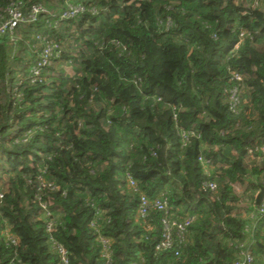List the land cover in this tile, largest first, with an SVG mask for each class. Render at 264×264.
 I'll use <instances>...</instances> for the list:
<instances>
[{
	"label": "trees",
	"instance_id": "1",
	"mask_svg": "<svg viewBox=\"0 0 264 264\" xmlns=\"http://www.w3.org/2000/svg\"><path fill=\"white\" fill-rule=\"evenodd\" d=\"M13 5L28 22L0 34V264H64L60 247L68 264H233L250 240L262 264L264 0H0L1 26Z\"/></svg>",
	"mask_w": 264,
	"mask_h": 264
},
{
	"label": "built area",
	"instance_id": "2",
	"mask_svg": "<svg viewBox=\"0 0 264 264\" xmlns=\"http://www.w3.org/2000/svg\"><path fill=\"white\" fill-rule=\"evenodd\" d=\"M44 8H42L41 6L38 5H34L31 8V12L28 15L29 18H31V20H36V17L38 14L44 12ZM84 11V8L82 6H70L69 9L67 10V12L63 15L65 17H75L76 15L82 13ZM28 22L27 20V16L26 14H24V12L20 9V7L17 5H13V7L11 8L10 12H9V18L6 20V22L3 23V25H0V34H4L6 33V31L13 35L14 34V30L17 28V26L21 23H26ZM238 48V46L235 47L234 50H236ZM53 50L51 47H47L45 48L41 54L38 57L37 60V64L34 66L32 73L34 75H39V72L41 70L42 67H45L47 65H50V60L53 57ZM194 131L190 130L187 132H183V138L184 139H188V136L190 135H194ZM255 151H257L259 153V156L257 157V162L258 164H261L264 166V145H262L261 147L257 148ZM248 160H253L252 154L253 152H248ZM200 162L206 167H211L212 163L210 160H205L204 158L200 159ZM130 186L135 185L132 177L130 175L127 176ZM211 189H215V185L211 184L210 185ZM154 206L159 209L164 211L167 206L166 202H162L160 200H156ZM41 207L43 208V211L46 212L47 216H49V211L47 209V206L42 204ZM149 208V199L148 197H146L145 195H143L141 197V204H140V208H139V212L141 214V216H144L147 212V209ZM259 209V213L264 215V204H262L260 207H257ZM185 226V225H184ZM178 229L182 232L184 231V227L182 225H178L177 226ZM48 228H51V224L48 225ZM169 232H170V227L167 226L166 228V234H165V241L160 245L159 249H167L170 247L171 244V239L169 236ZM100 241L103 244V248H104V256L108 257L110 255V248H109V240L100 237ZM252 243L253 240H250ZM248 243L246 246L241 245L239 247H237V260L233 263V264H255V256H254V249L251 246L252 244ZM59 253L61 256V261L64 264H68V259H67V252L64 248L60 247L59 248ZM176 255H178V253L176 252Z\"/></svg>",
	"mask_w": 264,
	"mask_h": 264
},
{
	"label": "rangeland",
	"instance_id": "3",
	"mask_svg": "<svg viewBox=\"0 0 264 264\" xmlns=\"http://www.w3.org/2000/svg\"><path fill=\"white\" fill-rule=\"evenodd\" d=\"M25 31H27V30H25ZM23 32L22 33V38H24V41H22V43L21 44H18V45H16L15 47H13V49H15L16 50V53L18 54V56L19 57H21V58H23L24 60L26 59H29L30 57H28V55H29V53L30 54H32L33 53V49H32V51L30 52V46L29 45H31V43H32V39H31V41L28 39V31L27 32ZM23 40V39H22ZM25 63V62H24ZM64 71L66 72V74H68V75H74V70H73V68L72 67H70V66H65L64 68ZM239 186H236V187H234V189H236V192L238 193V194H240V193H242L241 192V189L240 188H238ZM241 210H242V207H240L239 208V211L238 212H241Z\"/></svg>",
	"mask_w": 264,
	"mask_h": 264
},
{
	"label": "crops",
	"instance_id": "4",
	"mask_svg": "<svg viewBox=\"0 0 264 264\" xmlns=\"http://www.w3.org/2000/svg\"><path fill=\"white\" fill-rule=\"evenodd\" d=\"M236 186H239L238 188H240L241 189V192H244L245 191V189L247 188L245 185L244 186H242V185H235L234 187H236ZM235 191H236V189H235ZM237 193V192H236ZM241 194V193H240ZM256 195H258V193L256 194ZM257 198V197H256ZM242 215H243V217H244V219H246V220H248L249 222H250V224H252L253 223V213L252 212H250L247 208H243L242 207V210H241V212H240ZM251 226V225H250ZM262 264H264V259H263V262H262Z\"/></svg>",
	"mask_w": 264,
	"mask_h": 264
},
{
	"label": "water",
	"instance_id": "5",
	"mask_svg": "<svg viewBox=\"0 0 264 264\" xmlns=\"http://www.w3.org/2000/svg\"><path fill=\"white\" fill-rule=\"evenodd\" d=\"M264 202V186L260 188V191L256 198V206L260 207Z\"/></svg>",
	"mask_w": 264,
	"mask_h": 264
}]
</instances>
